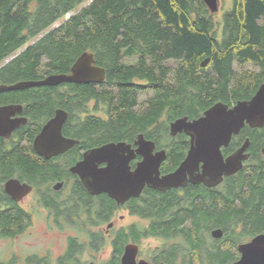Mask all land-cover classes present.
I'll return each mask as SVG.
<instances>
[{
	"label": "trees",
	"instance_id": "1",
	"mask_svg": "<svg viewBox=\"0 0 264 264\" xmlns=\"http://www.w3.org/2000/svg\"><path fill=\"white\" fill-rule=\"evenodd\" d=\"M85 1L0 0V64L16 55L0 67V84L67 73L82 53H92L95 64L105 71L104 87L76 86L78 107L83 109L94 100L110 118L112 140L125 132H146L152 126L161 136L174 118L206 109L209 98L216 100L220 90L223 95L227 91L232 52L253 58L252 46L260 43L264 33L256 26V20L264 14V0H233L236 8L226 16L229 22L224 27H233L234 40L226 41L224 47L216 45L217 28L202 0H93L81 7ZM67 15L69 19H65ZM134 56L137 59L133 65L122 63ZM205 59V68H200ZM170 62L177 65L171 69ZM211 63L224 81L219 90L212 89L210 75H204ZM147 92L152 97L138 108L139 96ZM73 93L71 90L66 97L74 98ZM23 163V170L30 176L41 170L39 164L28 159ZM190 192V201L174 207L168 223L162 224V220L164 210L174 201L173 194L162 195L160 203L152 206L160 222L153 223L143 237L183 235L188 249L164 248L155 260L174 263L179 255L188 258L190 254L188 264H231L238 257L233 251L237 245L264 233L261 160L249 167L247 164L222 187L202 190L190 186ZM76 195L79 202H71L70 211L84 221L81 231L108 221L100 207L111 209L112 201L101 199L97 203L78 183ZM0 220L10 229L8 213H2ZM22 222V214L16 212V235ZM188 222L190 227L183 228ZM215 228L222 229L224 236L219 242L209 243L207 233ZM87 235L88 252H99L105 237L101 233ZM112 235L111 257L106 264H120L124 246L129 241L138 242V235L117 231ZM76 241L71 239L62 258L64 263L80 264L76 257L81 245Z\"/></svg>",
	"mask_w": 264,
	"mask_h": 264
},
{
	"label": "flooded vegetation",
	"instance_id": "2",
	"mask_svg": "<svg viewBox=\"0 0 264 264\" xmlns=\"http://www.w3.org/2000/svg\"><path fill=\"white\" fill-rule=\"evenodd\" d=\"M235 8L236 4L234 2L230 9L225 12H222L221 6L219 7L220 15L221 13L222 15L220 21L216 23V45L218 47H224L226 41L234 40V37L231 36L233 27L232 29L225 28L224 25L229 22V18H226V16L231 15ZM215 15H211V17L213 18ZM256 26L264 32V14L258 17ZM231 55V74L227 78L226 93L223 95L220 90L216 100L209 98L207 100V103H210L209 106L193 116L184 113L182 116L174 118L168 123L166 133L161 136L157 134V131L153 129L154 126H152L146 132L138 130L130 131V133L125 132L120 138L112 140L110 121H107L110 118L103 114L101 108L95 106L94 100H91L87 107L79 109V93L76 88V86H80L79 84L64 83L53 87L44 86L21 91L0 92V108L13 106L14 113L10 115L9 120L17 124L8 135L0 136V215L8 213L11 220L10 229H7L8 225L0 220V243L9 242L11 244H8L12 245V241L31 227L32 217L40 213H44L46 222L50 227H56L59 230L63 229L65 223L75 227L81 226L84 221L71 212L70 208L73 207L71 202H79L80 196L76 195V184L82 186L83 184L77 175L70 172V169L83 161L84 155L94 149L110 143H124L129 147L128 150H131L126 155H132L129 161L130 171L132 172L143 159L138 153L140 148L139 139L142 137L143 140L154 144V154L159 151H165L166 153V160L159 168L160 177L174 173L189 151L190 137L185 132L171 135L169 131L171 122L185 117L188 121L198 119L215 104H222L231 109L239 102L251 100L258 90L264 87V33L260 43L252 46L253 58L250 56L243 58L236 52H232ZM207 61L208 59L202 61L200 68H205ZM205 74H209L214 83L212 89L218 88L219 90L223 87L224 81L221 80L220 74L215 70L212 63L204 71ZM49 75H43L35 81L42 80ZM15 83L0 85H13ZM135 83L138 82L135 81ZM81 85H88L96 89L104 87L103 83ZM71 90L74 92L72 94L74 98H71L73 100L66 97ZM93 94L96 95L95 92ZM56 118L59 121L62 120L61 137L59 138V134L55 130L47 131L42 135L43 128ZM40 136L41 138L37 141ZM66 140L73 141V144L64 152L53 155L52 152L61 145L62 141ZM247 141L248 147L245 154L248 155V158L243 162L242 170L248 162L255 159L258 153L264 155V126L261 128L245 126L238 135L231 138L227 147L221 148L222 156L226 159L237 152ZM25 159L39 164L41 170L32 176L27 174L23 170V160ZM104 167H106V163L99 164V168ZM238 173L230 177H224L223 181L215 188H207L202 184L193 185L189 182V177L184 185L165 191L156 190L145 185L139 197L130 198L120 205L107 194L92 196L83 186L88 196L96 200L97 203L101 199H108L114 203L111 209L100 207L102 215L108 218V221L98 224V226L92 224L90 228L85 230L92 235L101 233L103 237H110L111 232L114 233L115 231L136 234L138 235V242L129 241L127 244H134L138 247L137 261L145 260L140 258L139 244L144 239V233L151 231L152 224L160 222L159 219L155 218L156 210L152 211L151 208L160 203L162 195L169 193L174 196L172 204L164 210L162 224H165L171 221L174 207L190 201V186H196L202 190L216 189L222 187L228 179L236 177ZM10 181H16L20 185H26L30 188V191L18 202L5 191L6 184ZM119 210L125 211L127 216L135 219V222L116 230L114 218ZM16 212L22 214L23 220L19 230L21 232L17 235L15 229ZM119 220L123 221L124 217L120 216ZM144 222H147V225ZM109 225H111L110 228H108ZM73 238L70 237L67 240V251ZM84 241L86 242V239ZM75 244L82 245L83 243L77 240ZM27 258L26 261H30L31 264H39L41 262L38 260L45 261L48 255L42 259H38L39 256L37 255ZM62 258H64L63 255L60 258L58 256L55 264H64ZM237 259H239V253ZM145 261L151 264H175L166 260H155L154 258ZM0 264H17L14 250L10 249L7 256L0 258Z\"/></svg>",
	"mask_w": 264,
	"mask_h": 264
},
{
	"label": "water",
	"instance_id": "3",
	"mask_svg": "<svg viewBox=\"0 0 264 264\" xmlns=\"http://www.w3.org/2000/svg\"><path fill=\"white\" fill-rule=\"evenodd\" d=\"M202 2L211 15L219 12L220 0H202ZM104 79L105 71L95 65L93 54L84 52L72 64L68 73L49 75L39 81L0 85V92L53 87L64 83L100 84ZM13 113V106L0 108V136L8 135L16 127L17 124L9 120ZM61 125L62 120L54 119L43 128L42 135L47 131L55 130L60 138ZM245 126L254 128L264 126V87H261L251 100L239 102L231 109L222 104H215L198 119L188 121L185 117L171 122L169 125L171 135L185 132L190 137L189 151L174 173L160 177L159 168L166 160V153L159 151L154 154V144L143 140L142 137L139 139L138 153L143 159L132 172L129 167L132 155H126L131 150H128L129 147L124 143H110L90 151L84 155L83 161L70 169V172L79 177L92 196L107 194L119 205L130 198L139 197L145 185L165 191L184 185L188 177L193 185L202 184L207 188H215L224 177L233 176L241 171L243 162L248 158L245 154L248 141L226 159L221 153V148L227 147L231 138L238 135ZM72 144L73 141H62L52 154H60ZM101 163H106V167L99 168ZM5 191L18 202L30 191V188L16 181H10L6 184ZM110 227L111 225L108 226ZM210 236L220 240L224 232L220 228H215L211 230ZM237 252L239 259L231 264H264V233L258 234L249 242L237 245ZM137 253L136 245L127 244L120 264H150L145 260L137 261Z\"/></svg>",
	"mask_w": 264,
	"mask_h": 264
},
{
	"label": "rangeland",
	"instance_id": "4",
	"mask_svg": "<svg viewBox=\"0 0 264 264\" xmlns=\"http://www.w3.org/2000/svg\"><path fill=\"white\" fill-rule=\"evenodd\" d=\"M93 0H87L85 3L81 6L84 7L87 4H89ZM233 3V0H220V6L223 10L222 12H225L226 10L230 9L231 5ZM222 15V13H221ZM220 12L215 15L212 18V21L216 25L218 21L221 19ZM70 16V14H69ZM66 19V17H65ZM59 23H56L53 28L57 27ZM51 28V29H53ZM19 54V53H17ZM12 57H9L7 60L0 64V67H3L4 65L8 64L10 62ZM137 57H130L126 58L122 61V63H126L127 65H133L136 61ZM171 69L177 65V62H170ZM140 84H144V81H137ZM152 97L151 92H147L146 94H141L138 98V108H141V104H146V102ZM168 126V125H167ZM261 160L264 164V155L258 153L254 160L248 162L249 165L256 161ZM247 166V165H246ZM25 205V204H24ZM123 216L124 220L120 221L119 217ZM114 221L116 222V230L121 227H126L130 225L131 223L135 222L134 218H131L126 215L125 211L119 210L114 218ZM145 225H147V222H144ZM190 224L189 222L186 223L183 228H189ZM80 226H72L65 223V226H63L62 230H59L56 227H50L45 219L44 213H40L39 215H36L35 217H32L31 219V227L28 228L21 236H18L14 241H12V245H9L11 243H0V258L3 256L8 255V251L14 250L15 259L17 264H31L30 261H26L28 258L32 255L39 256L38 259H42L44 256L48 255V258L43 260H38L41 263L39 264H55V260L62 255L64 256L67 252L66 250V244L67 240L70 237H74L77 240H79L81 243V250L79 254L76 257L77 262H80V264H106V262L111 257V248H110V242L111 237L113 236V232H111L110 237L106 236L105 241L102 244V246L99 248V252L95 254H91L86 249V242H84L85 239H87L88 235L86 230L81 231L79 230ZM210 232L207 233L208 242H219L220 240L216 241L210 236ZM9 243V244H8ZM184 243V237L183 235H173L171 238H152V237H146L144 238L140 244L139 249L141 252L140 258L145 260H150V258L156 257L158 254H160L164 248H171L173 246H177L180 249H187ZM246 243V242H245ZM188 250V249H187ZM237 253V250H233ZM50 254V255H49ZM188 258H184L182 255H179V258L175 264H188V260L190 259V254H187ZM65 262V261H64ZM196 263V262H195ZM68 264V263H64Z\"/></svg>",
	"mask_w": 264,
	"mask_h": 264
},
{
	"label": "bare ground",
	"instance_id": "5",
	"mask_svg": "<svg viewBox=\"0 0 264 264\" xmlns=\"http://www.w3.org/2000/svg\"><path fill=\"white\" fill-rule=\"evenodd\" d=\"M92 54V53H91ZM94 56V55H93ZM95 59V58H94ZM77 60V59H76ZM96 65V64H95ZM97 66V65H96ZM68 73V72H67ZM61 74V73H60ZM51 75H53V74H51ZM48 77V76H47ZM46 78V77H45ZM44 78V79H45ZM43 80V79H42ZM28 81H35V80H28ZM20 82H22V81H20ZM18 83V82H17ZM101 84V83H100ZM215 240V239H214ZM238 260V259H237ZM149 263V262H148ZM151 264V263H150Z\"/></svg>",
	"mask_w": 264,
	"mask_h": 264
},
{
	"label": "built area",
	"instance_id": "6",
	"mask_svg": "<svg viewBox=\"0 0 264 264\" xmlns=\"http://www.w3.org/2000/svg\"><path fill=\"white\" fill-rule=\"evenodd\" d=\"M66 18H69V16L67 15Z\"/></svg>",
	"mask_w": 264,
	"mask_h": 264
}]
</instances>
